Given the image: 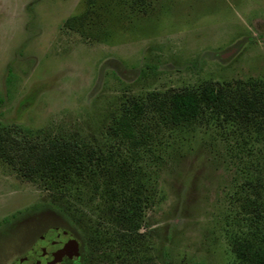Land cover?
Wrapping results in <instances>:
<instances>
[{
  "label": "rangeland",
  "instance_id": "obj_1",
  "mask_svg": "<svg viewBox=\"0 0 264 264\" xmlns=\"http://www.w3.org/2000/svg\"><path fill=\"white\" fill-rule=\"evenodd\" d=\"M205 85L225 100L264 89V0H0V126L99 144L128 100ZM225 115L204 108L189 129L166 133L144 166L148 203L126 247L101 189L82 187L75 202L0 155V264L52 224L76 237L80 264H238L239 187L264 141Z\"/></svg>",
  "mask_w": 264,
  "mask_h": 264
},
{
  "label": "trees",
  "instance_id": "obj_2",
  "mask_svg": "<svg viewBox=\"0 0 264 264\" xmlns=\"http://www.w3.org/2000/svg\"><path fill=\"white\" fill-rule=\"evenodd\" d=\"M256 91L257 96L242 94L225 100L221 88L205 85L198 93L182 90L148 94L144 101L128 100L111 119L107 140L99 144L77 134L49 137L41 131L0 126V155L11 151V162H17L22 176L41 177L49 190L75 202L81 201L80 188L88 189L92 196L101 189L102 212L111 217L115 227L124 225V232L112 234L126 247L139 235L142 209L148 203L144 166L158 159L156 152L166 133L189 129L202 110L209 108L214 113L224 112L225 118L228 115L241 124L253 125V140L264 141V89ZM240 142V148L249 144L247 139ZM251 152L247 156L257 155L254 174L239 187L244 192L238 197L242 201L241 231L230 243L238 264H264V155L259 150ZM248 169L244 167V171ZM81 214L74 210L75 220L68 219L71 226L76 228ZM96 235L109 241L102 233Z\"/></svg>",
  "mask_w": 264,
  "mask_h": 264
},
{
  "label": "flooded vegetation",
  "instance_id": "obj_3",
  "mask_svg": "<svg viewBox=\"0 0 264 264\" xmlns=\"http://www.w3.org/2000/svg\"><path fill=\"white\" fill-rule=\"evenodd\" d=\"M56 228H61L57 225H49L43 229V231L32 241L31 243L28 242L26 247L22 251L19 256L14 258V261L17 262H10L8 264H22L26 259H32L33 261L39 259H47L51 257L52 264H80L81 256H80V248L77 245L76 254L71 253L68 249L64 248L61 242L51 239L52 237V230ZM44 233L47 235L42 237ZM76 240V237L73 236ZM37 240V241H35ZM38 244H37V243ZM77 242V241H76ZM78 244V243H77ZM38 252L42 255L40 258H32L31 253Z\"/></svg>",
  "mask_w": 264,
  "mask_h": 264
},
{
  "label": "water",
  "instance_id": "obj_4",
  "mask_svg": "<svg viewBox=\"0 0 264 264\" xmlns=\"http://www.w3.org/2000/svg\"><path fill=\"white\" fill-rule=\"evenodd\" d=\"M51 239L61 242L64 248L71 251V253L76 254L77 251V244L74 241L73 237H71L68 233L64 232L63 230L56 228L52 230V237ZM51 257L50 259H39L33 261L32 259H26L22 264H52Z\"/></svg>",
  "mask_w": 264,
  "mask_h": 264
}]
</instances>
